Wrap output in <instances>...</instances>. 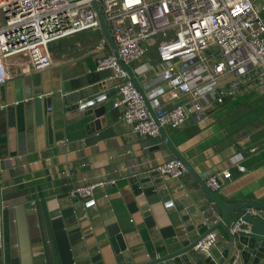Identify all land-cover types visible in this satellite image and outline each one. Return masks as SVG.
<instances>
[{
    "label": "crops",
    "instance_id": "1",
    "mask_svg": "<svg viewBox=\"0 0 264 264\" xmlns=\"http://www.w3.org/2000/svg\"><path fill=\"white\" fill-rule=\"evenodd\" d=\"M254 2L264 20V0ZM102 37L101 31L86 30L59 39L50 67L14 73L0 86V105L7 104L0 108V264H27L21 237L30 244L31 264H118L116 231L141 263L184 229L174 203L187 190L217 209L188 171L165 178L170 200L153 180L146 187L130 182L135 171H154L175 157L161 135H138L119 120L124 108L114 103L122 99V80L112 78L111 70H96L98 58L113 52L101 45ZM155 58L151 53L128 63L145 90L165 88L158 78L163 65ZM101 95L108 98L94 107L107 106L104 125L87 129L92 117L72 119L73 105ZM149 100L155 107V99ZM182 102L177 98L168 106ZM206 114V122L190 114L180 128L165 126L167 137L206 182L232 171L216 191L224 201L264 203V89L256 86ZM100 181L106 184L90 200L70 195L74 186ZM222 240L220 228L217 242Z\"/></svg>",
    "mask_w": 264,
    "mask_h": 264
},
{
    "label": "built area",
    "instance_id": "2",
    "mask_svg": "<svg viewBox=\"0 0 264 264\" xmlns=\"http://www.w3.org/2000/svg\"><path fill=\"white\" fill-rule=\"evenodd\" d=\"M93 1L0 0V11L6 16L0 26V86L14 73L50 67L51 42L81 31H101ZM96 1L125 63L153 53L163 65L158 78L165 82V88L147 90L157 102L156 122L115 54L97 60V71L111 70L112 78L122 80L117 86L122 99L114 107L123 106L119 120L136 134L158 137L160 126L180 128L190 114L206 122V110L213 105L235 100L256 86L264 89V20L254 0ZM101 45H109L104 36ZM177 98L184 102L168 106ZM5 107L7 104L0 105L1 109ZM239 169L246 168L241 165ZM156 170L164 178H177L187 171L177 158ZM232 176V171L225 170L212 175L207 185L217 191ZM105 184L77 185L70 195L78 202L90 200L95 189ZM247 213L264 219L263 208H248ZM242 224L248 225L243 218L232 224V233ZM216 242L217 234L211 233L195 249L209 255ZM227 264H241L240 257H233Z\"/></svg>",
    "mask_w": 264,
    "mask_h": 264
},
{
    "label": "water",
    "instance_id": "3",
    "mask_svg": "<svg viewBox=\"0 0 264 264\" xmlns=\"http://www.w3.org/2000/svg\"><path fill=\"white\" fill-rule=\"evenodd\" d=\"M93 6L100 19L103 36L111 46L119 64L128 72L130 80L157 122L154 106L149 100V92L138 81L130 65L119 57L118 48L110 33L100 5L96 0L93 1ZM107 98L106 95H101L89 103L73 105L71 109L77 111V113L73 115L72 119H79L78 122H82L92 117L93 120L86 124L87 129L90 127L95 130L99 129L101 124L104 125L106 121L108 110L105 104L98 107H94V105L104 102ZM159 132L174 157L183 162L187 171L195 178L203 195L209 201H212L217 209L215 211L210 209L196 191L187 190L186 196L174 203L178 218L184 229L177 231L172 241H167L165 244L158 246L157 255L141 263H136L132 255L126 252L127 245L124 243L123 235L120 231H116L112 241L118 254V264H227L236 254L240 257L241 264H264V219L254 217L246 211L248 208L264 209V203L258 201H224L216 191L207 185L206 180L196 172L188 160L172 144L166 135L164 127L160 126ZM152 180L158 186L161 194L169 196L167 200H170L171 195L166 188L165 178L157 170L151 172L135 171V175L130 177L131 183H142L144 187L148 186L145 184ZM240 218H243L249 226L242 224L240 229L233 234L231 226ZM204 227L207 229L201 231ZM220 228L225 233L226 241L216 242L211 248L209 255H205L195 249L196 245L209 234L220 233ZM3 250L4 245L0 243V258H2ZM20 251L26 263L31 264L30 244L23 237L20 240Z\"/></svg>",
    "mask_w": 264,
    "mask_h": 264
},
{
    "label": "rangeland",
    "instance_id": "4",
    "mask_svg": "<svg viewBox=\"0 0 264 264\" xmlns=\"http://www.w3.org/2000/svg\"><path fill=\"white\" fill-rule=\"evenodd\" d=\"M5 22H6V16H5V14H4L3 11H0V26L4 25ZM59 44H60V41L59 40H56V41L51 42L50 45H49L50 46V50H51L52 47L58 46ZM204 56L207 57L208 54L207 53H204Z\"/></svg>",
    "mask_w": 264,
    "mask_h": 264
}]
</instances>
